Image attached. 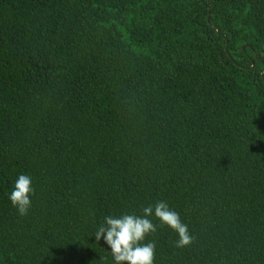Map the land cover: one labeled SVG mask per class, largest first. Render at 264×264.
<instances>
[{"label":"trees","instance_id":"1","mask_svg":"<svg viewBox=\"0 0 264 264\" xmlns=\"http://www.w3.org/2000/svg\"><path fill=\"white\" fill-rule=\"evenodd\" d=\"M157 202L155 264H264V0H0V264H115Z\"/></svg>","mask_w":264,"mask_h":264},{"label":"clouds","instance_id":"2","mask_svg":"<svg viewBox=\"0 0 264 264\" xmlns=\"http://www.w3.org/2000/svg\"><path fill=\"white\" fill-rule=\"evenodd\" d=\"M34 194L32 178L21 174L9 196L21 216L28 214ZM142 211V216H106L94 233L97 242L103 239L110 248L115 264H155V242L144 243L148 236L157 231L156 225L150 219L153 215L161 224L178 234L176 247L183 249L194 243L195 237L188 226L182 222L179 213L172 210L166 202H157L155 206L149 205Z\"/></svg>","mask_w":264,"mask_h":264}]
</instances>
